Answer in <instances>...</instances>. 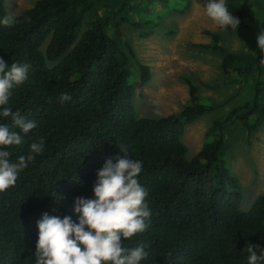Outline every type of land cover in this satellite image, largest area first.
Returning <instances> with one entry per match:
<instances>
[{
	"label": "trees",
	"instance_id": "trees-1",
	"mask_svg": "<svg viewBox=\"0 0 264 264\" xmlns=\"http://www.w3.org/2000/svg\"><path fill=\"white\" fill-rule=\"evenodd\" d=\"M4 1L0 110L36 119L14 136L0 127V264H264V191L240 209L221 157L228 124L252 132L264 122V15L224 0L219 27L250 18L257 40L232 53L208 31L209 43L197 44L252 95L213 121L186 159L184 128L213 104L184 76L180 111L136 116L119 27L147 36L188 0H36L10 20ZM137 67L144 84L149 67Z\"/></svg>",
	"mask_w": 264,
	"mask_h": 264
},
{
	"label": "rangeland",
	"instance_id": "rangeland-1",
	"mask_svg": "<svg viewBox=\"0 0 264 264\" xmlns=\"http://www.w3.org/2000/svg\"><path fill=\"white\" fill-rule=\"evenodd\" d=\"M36 0H5L6 20L17 16L21 10ZM185 12L168 11L159 16L157 26L148 35L127 23L119 27L120 40L133 67L132 104L136 116L158 118L178 112L188 102L187 85L183 77L189 76L195 83L199 97L207 98L213 108L186 125L181 137L185 146L184 157L190 159L200 148L204 135L213 121L220 119L233 106L247 101L252 95L249 84L239 85L226 81L220 68L218 53L201 50L197 44L209 43L207 32H216L218 42L229 52L244 53L253 45L256 23L250 18L233 30L219 27V16L224 0H188ZM247 12L264 15V0H239ZM258 3L256 5V3ZM157 3L142 0L141 5ZM159 9V4H156ZM142 15L143 11H133ZM137 13V14H136ZM248 14V13H247ZM125 17V15H122ZM260 17H258V20ZM150 70L149 80L142 84L137 65ZM225 147L221 157L228 170L240 185V209L246 210L253 198L264 191V122L254 131L247 132L238 122L224 128Z\"/></svg>",
	"mask_w": 264,
	"mask_h": 264
},
{
	"label": "clouds",
	"instance_id": "clouds-1",
	"mask_svg": "<svg viewBox=\"0 0 264 264\" xmlns=\"http://www.w3.org/2000/svg\"><path fill=\"white\" fill-rule=\"evenodd\" d=\"M21 119H23L26 123L24 124L22 121L19 120L15 122L14 115L12 113H8L6 110H0V127L3 126L5 123L10 125L12 128L11 135L13 136L20 130H27L25 125H28V127H30L34 123L36 115H28L26 117L23 116ZM27 136H30L29 130L27 132Z\"/></svg>",
	"mask_w": 264,
	"mask_h": 264
},
{
	"label": "crops",
	"instance_id": "crops-1",
	"mask_svg": "<svg viewBox=\"0 0 264 264\" xmlns=\"http://www.w3.org/2000/svg\"><path fill=\"white\" fill-rule=\"evenodd\" d=\"M198 96H199V94H198Z\"/></svg>",
	"mask_w": 264,
	"mask_h": 264
}]
</instances>
